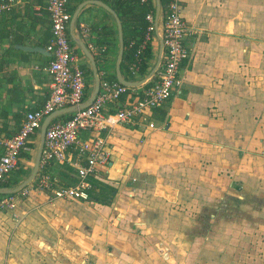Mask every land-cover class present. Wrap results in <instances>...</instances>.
I'll return each mask as SVG.
<instances>
[{
	"label": "crops",
	"instance_id": "obj_1",
	"mask_svg": "<svg viewBox=\"0 0 264 264\" xmlns=\"http://www.w3.org/2000/svg\"><path fill=\"white\" fill-rule=\"evenodd\" d=\"M84 1L73 0L67 6L69 11L73 7L71 17L77 13L73 38L71 20L68 35L74 64L84 72L87 99L94 78L90 61L75 39L81 38L94 57L100 81L117 80L115 64L119 45L114 16L97 4L88 3L78 9ZM181 4L184 19L197 33L184 41L190 57L180 67V88L161 106L149 110V115L146 113L155 127L125 124L80 134L81 139L103 138L110 153L108 166L93 178L94 192L107 193L108 186L116 187L117 190L111 191L117 194L113 209H123L122 201L125 206L130 204L133 216L129 220L133 219L136 226L144 229L145 235L137 238L122 230L127 216L118 226L104 219L99 223L103 231L101 238L110 247L102 255L117 258L116 264H185L191 231L181 225L196 223L190 219L193 209L216 206L213 198L207 202L203 194L219 191L223 171L230 180L236 176L235 161L245 159L248 181L258 179L255 182L261 188L263 185L260 179L264 177L261 175L264 172V0H181ZM161 25L159 17L160 29ZM50 35L44 0H20L11 11L0 13V132L4 136L15 134L25 113L41 107L49 96L51 76L47 66L51 54L46 45ZM157 41L152 38V66ZM17 45L43 49L26 51ZM121 72L128 80H139L146 75L130 73L132 78H127L122 68ZM154 79L155 75L144 85L130 88L117 101L107 103L104 113L142 96ZM70 115L71 112L64 113L55 119ZM28 144L16 168L20 181L29 174L28 166L35 156L33 143L29 140ZM82 163L76 151L70 150L63 162L51 164L50 175L59 184L72 185L77 178L76 165ZM15 173L7 181H13L17 170ZM204 175L213 181L214 186L209 185L212 189L207 188ZM190 193L196 195L192 203L187 199ZM144 199L148 206L140 209L137 205ZM111 203L96 202L95 206L109 212ZM28 204L18 198L14 208L0 210V264H44L40 260L53 255L45 251L46 239L39 228L28 234L29 227L40 225L37 219L22 216Z\"/></svg>",
	"mask_w": 264,
	"mask_h": 264
},
{
	"label": "built area",
	"instance_id": "obj_2",
	"mask_svg": "<svg viewBox=\"0 0 264 264\" xmlns=\"http://www.w3.org/2000/svg\"><path fill=\"white\" fill-rule=\"evenodd\" d=\"M19 1L0 0V13L11 11ZM44 2L50 19L51 32L46 45L47 51L51 54L47 66L51 76L50 93L41 107L25 113L20 128L15 134L4 136L0 132V149H2L0 185L6 182L10 173L18 167L22 152L26 150L31 136L40 128L44 117L67 106H79L85 100L84 72L74 64L75 57L68 35L71 18L68 1L44 0ZM146 19L149 25L129 66L132 74L138 71L140 54L147 43L151 42L155 32L153 13L149 12ZM161 21L163 58L156 72V79L143 90L142 96L110 113H104L106 104L117 101L127 91V87L117 80H101L98 93L87 107L78 108L67 118L52 119L46 128L39 161L36 177L38 187L52 191L56 198L91 200L90 191L95 188L93 178L108 166L110 153L103 138L81 139V132L103 130L125 124L132 127H155L154 122L147 118L148 111L161 106L177 88H180L182 83L179 75L180 67L190 57L189 48L184 41L188 36L197 33L182 15L181 0H169L165 15H161ZM89 48L91 49L92 45ZM70 150H75L83 163L76 165V183L62 185L52 178L49 168L55 162H63ZM23 191L25 192L26 189ZM15 194L0 195V210L15 207Z\"/></svg>",
	"mask_w": 264,
	"mask_h": 264
},
{
	"label": "rangeland",
	"instance_id": "obj_3",
	"mask_svg": "<svg viewBox=\"0 0 264 264\" xmlns=\"http://www.w3.org/2000/svg\"><path fill=\"white\" fill-rule=\"evenodd\" d=\"M30 141L33 143L32 149L35 154L39 142V129L31 136ZM31 161L28 166L29 173L33 166V160ZM235 162L237 163H233V166L237 165L238 171L236 176L230 180L231 177L223 171V176H220L223 178V184L219 185V191L203 194L207 202L213 198L216 206L211 204L213 206L204 205L197 211L193 209L191 215L196 217L190 215V219L196 220V223L181 225V228L191 231L187 240L189 252L184 257L185 264H264V177L260 179L263 180L261 188L259 182H255L258 179L251 178L248 181L250 178L245 175V159ZM16 170L18 174V169ZM16 170L8 177L14 176ZM261 175L264 176V172ZM204 176L207 179V188L212 189L209 185H212L213 181L208 175ZM36 177L37 175L24 188L25 192L22 189L15 195L16 203L18 198L29 203L22 216L28 215L40 222L36 227H29L28 234L32 231L36 232L35 229L39 228L40 234L46 239L43 243L49 245L43 246L45 251L53 254L44 256V261L40 260L42 263L116 264L117 258L102 255L104 249H110L101 238L103 231L99 223H102L103 219L112 221L116 226L121 220L128 219L125 227H120L122 230L134 234V238L145 235L144 229L133 223L136 221L129 220L130 216H133L130 214V204L125 206V201H122L123 209L120 207L113 209L116 200L113 201V198L117 195L115 192L111 193L113 203L109 212H102V207H96V202L92 199L79 201L54 197L52 191L37 186ZM234 185L237 188L234 189ZM113 188L117 190L116 187ZM230 188L234 190L231 191ZM109 190L111 187L108 186L106 192ZM194 197L196 195L190 193L187 199L191 201ZM137 206L140 209L147 208V201L144 199ZM94 223L98 225L93 226ZM24 234L27 235V232L24 231ZM87 238L91 241L86 242Z\"/></svg>",
	"mask_w": 264,
	"mask_h": 264
},
{
	"label": "water",
	"instance_id": "obj_4",
	"mask_svg": "<svg viewBox=\"0 0 264 264\" xmlns=\"http://www.w3.org/2000/svg\"><path fill=\"white\" fill-rule=\"evenodd\" d=\"M153 2H154L155 35H156V38L158 40V49H157V54H156V58H155V62L153 64V66L151 67L149 72L139 80H128L123 76V74L121 72L120 65H121V60H122L123 51H124V39H123L122 24L120 22L119 16L116 14V12L109 5H107L106 3H104L100 0H86V1L82 2L80 4V6L78 7V9H80L83 5L88 4V3L89 4H97V5H100L103 8H105L107 11H109L114 16L115 21L117 23V28H118V45H119L118 53H117V57H116V64H115L116 79L119 83H121L122 85L129 87V88L138 87V86H141V85H144L145 83H147L156 74V72H157V70L160 67V64L162 62L163 38H162V34H161V29L158 26L159 17L161 18V15H162V13H161V2H160V0H153ZM76 14L77 13L75 12V14L72 15V17L70 19L71 20L70 21V30H71L72 38H73V32H72L73 31V23L75 21ZM161 28H162V26H161ZM75 41L78 43V45L80 46L83 53L87 56V58L90 61L91 70H92L93 78H94L93 90L91 91L88 98L86 100H84V102H82L79 106L64 107V108L55 110V111L49 113L48 115H46L44 117V119L41 123V126L39 128V142H38V145H37L36 150H35L36 152H35V156H34V160H33V166H32L30 173L26 176V178H24L22 181H20L19 183L15 184L13 186L0 185V195L1 194H15V193L19 192L20 190H22L23 188L27 187L34 180L35 176L38 173V169H39V161H40L41 153L43 150L46 128H47L48 124L50 123V121L58 115L68 113V112L69 113L73 112V111L77 110L78 108L87 107L94 100L96 94L98 93V91L100 89V78L98 75V68H97L96 61H95L94 57L92 56L89 49L87 48V46L85 45V43L83 42V40L81 38L75 39ZM17 47L22 49V50H26V51H35V50L40 51L43 49L41 47H31V46H25V45H17Z\"/></svg>",
	"mask_w": 264,
	"mask_h": 264
},
{
	"label": "trees",
	"instance_id": "obj_5",
	"mask_svg": "<svg viewBox=\"0 0 264 264\" xmlns=\"http://www.w3.org/2000/svg\"><path fill=\"white\" fill-rule=\"evenodd\" d=\"M67 1L68 3L73 2V0H67ZM101 1L105 2L113 10H115L121 20V23L123 26V39H124V52H123V57L121 61V68L125 72V76H127V78H132V75L130 76L131 72H130L129 66L134 58V55L140 43L143 40V37L147 30V26L149 25V21L146 19V15L149 12H152L154 14V2L153 0H145V1H141V0H101ZM160 2H161V13L164 16L167 11V5H168L169 0H160ZM72 10H73V7L71 8L69 12H72ZM153 37L155 40L156 39L155 35H153ZM152 58H153V45H152V40H151V42L147 43L142 53L140 54L139 69L136 72L138 73V76H143L148 73L149 69L152 66V63L150 62ZM126 71L128 72V75H126ZM155 77H156V74H155ZM149 84L150 82L147 84V86ZM128 90H131V89L127 88V91ZM27 145H30V144H27ZM21 179L22 178L19 176V172H18L16 178L13 179V181L9 180L7 182H3L1 185L10 186L12 184H17ZM76 181H77V178H76ZM75 183L73 182V184ZM94 189L95 188H93L90 191V196L93 201L106 204V205H109L111 203V198H112L111 191L114 190L113 187H111V190H109L110 191L109 193L108 192L105 193L104 190H101L100 193H95Z\"/></svg>",
	"mask_w": 264,
	"mask_h": 264
}]
</instances>
